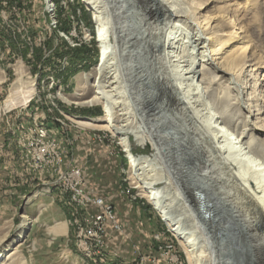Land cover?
<instances>
[{"label": "rangeland", "instance_id": "rangeland-1", "mask_svg": "<svg viewBox=\"0 0 264 264\" xmlns=\"http://www.w3.org/2000/svg\"><path fill=\"white\" fill-rule=\"evenodd\" d=\"M55 1L57 29L50 26L52 19L45 13L44 0H0V74L4 71L6 75L5 81H0V236L5 232L9 236L4 248H0V264L19 263L13 256L15 254H12L16 247V255L21 253L26 264H190L178 237L146 193L137 186L138 182L132 176V159L121 143L122 133L126 130L130 139V152L135 156V161L145 155L154 158V163L161 164L152 144H141L134 136L135 126L141 123V109H146L143 103L133 98L128 90H125L123 97L120 96L119 103H114L116 123L131 119V123L119 134L111 128L79 124V119L103 118L101 102L80 103L83 100L68 101L65 98H89L96 89L90 82V86L77 90V78L85 75L92 80L99 76L94 68L99 64L102 53L97 41L100 26L95 20L96 12L84 0H65L67 4L63 6L60 3L62 0ZM119 1L95 0L97 12L103 10L104 15L113 23L112 9ZM142 1L122 0L118 4L120 10L128 13L127 28L132 31L123 34V42L117 50L118 57L122 55L119 61L101 71V84L116 79L112 83L115 88L118 85L127 88L126 78L133 79V71L135 82L144 80L143 76L136 73L146 67L150 58L141 30L139 33L140 27L143 29V24H140L141 12L144 10ZM177 1L182 3L183 0ZM184 3L199 17L210 14L218 18L228 8H232V18L238 19L239 25L245 13L243 7L246 10L248 8L242 24L246 27L248 25L247 35L252 40L253 48L248 49L247 53L254 60L250 61L249 58L241 77L242 86L246 85L244 96L253 106L252 113L248 114L238 102V92L231 87L233 84L228 80L229 75L219 77L222 74L220 70L208 61L205 62L206 70L218 83L208 90L200 79L198 82L202 86L205 100L213 106L212 111L221 117V121L224 120L229 130L233 133L237 130L241 135L244 127L259 124L262 129L253 131V137L255 140H264V0H260L254 8H249L250 4H246V0H236V4L234 0H184ZM193 33L189 32L188 36L192 37ZM181 39L182 35L178 38L180 41L176 42L180 45L179 50L189 45L187 37ZM130 40H134L132 47ZM137 47L142 51L141 54L135 49ZM80 49H85L81 59L75 57V52ZM110 49L111 46L108 52ZM254 63H259L255 66L258 70H251ZM19 66L22 69L25 66L24 74L35 79L34 92L27 104L7 109L5 99L16 81ZM196 67L202 69L201 61H196ZM218 85H221L226 96L223 102L217 96ZM55 92L63 95L54 96ZM143 101L144 104L149 103L145 98ZM159 103L158 111H155L159 126H166L160 128L159 132L165 134L164 148L167 157H170L168 161L174 155L175 164L181 157L176 147L172 146L178 136L172 133L170 124H166L165 120L169 122L172 117L167 115V110ZM226 106L231 108L225 121L223 107ZM129 115L132 117L128 119ZM36 131L43 133L35 134ZM246 138L247 142L250 136ZM34 139L38 146L47 148L49 158L46 153H39L38 148L34 149ZM63 158H66L65 163ZM181 164L180 160L178 166L182 167ZM184 165L186 169L188 166ZM77 166L81 171L79 179L73 173L75 169L78 170ZM60 168L67 173V184L56 180L60 176ZM146 172L143 173L145 177ZM147 173L152 174V171ZM163 185L165 183L158 184ZM81 189L88 194L90 202L82 200L81 192L78 193ZM51 197L54 201L52 203ZM59 197H63L65 205L72 209L71 214L61 215L64 211L63 202L55 199ZM106 202L112 204L110 209L118 214L123 228L119 232L108 229L102 242L91 244L90 237L85 236V229L91 215L95 216L97 207L103 210L102 205ZM23 215L30 217L31 221L23 237H20ZM58 223L65 224L64 231H54ZM226 228L222 236L215 235L217 245L213 248L214 259L219 262L229 260L228 263L231 261L233 264H256L253 248L245 241L241 245L235 240L242 247L238 254H230V258L224 242L229 241L231 245L235 242L232 243L230 239L232 233L226 236ZM204 260L209 263L208 258Z\"/></svg>", "mask_w": 264, "mask_h": 264}, {"label": "bare ground", "instance_id": "bare-ground-1", "mask_svg": "<svg viewBox=\"0 0 264 264\" xmlns=\"http://www.w3.org/2000/svg\"><path fill=\"white\" fill-rule=\"evenodd\" d=\"M44 1L45 13L52 19L50 26L57 29L55 20L57 1ZM121 1L117 2L114 5L115 8L112 9V23L104 15L103 10L100 9V12H97L98 7L95 0H84L91 7L90 9L94 13L96 12L95 20L100 26L97 41L102 53L99 64L94 68L99 76L93 77L91 80L85 75L82 77L78 75L77 90L80 91L81 88L90 86V82L96 87L89 98H65L68 101L83 100L80 103L101 102L104 108V117L79 119V124L107 127L116 133H122L124 127L131 123L129 118L132 116L127 117L129 120H122L125 122L116 123L114 103H119L120 96L126 92L125 90H128L133 98L135 97L143 103L146 108L141 109V123L137 120L139 123L133 131L134 136L141 144H152L156 149L155 156L161 162L160 165L154 163V158L145 155L135 161V156L130 152L129 135L125 130V133H122L124 135L121 136V143L132 159V176L137 180L139 184L137 186H140L146 193L148 199L159 210L161 216L180 240L190 264H207L205 258H208V264H233L231 261L228 263L229 260L219 262L215 260L216 258L214 259L213 248H216L217 245L215 235L222 236L226 227L228 230L226 236L232 233L230 237L232 243L235 240L241 245L243 241L248 242L253 248L256 264H264V140L259 138L255 140L253 137V131L260 130L262 127L259 124L251 127L246 126L242 129L241 135L237 130L233 133L224 124V120L221 121V117L219 118L212 111L213 106L211 107L205 100L202 86L198 82L200 79L202 83L206 84L208 90L212 88L213 84L218 83L211 78L210 73L206 70L205 62L208 61L209 64L220 70L222 74L219 77L224 78L226 74L229 75L228 80L233 84L231 87L238 92V102L245 107L248 114L252 113L253 106L244 96L246 85L242 86L241 77L244 74V65L251 59L247 51L253 48L252 40L247 35L248 25L246 27L242 24L248 14V8L246 10L243 7L245 13L239 25L238 19L232 18V8H228L223 15L219 14L218 18L210 16V14L199 17L184 3V0L182 3L177 0H143L144 10L141 12L140 23L143 24V29L141 27L138 29L139 33L141 30L142 40L148 49L147 56L150 58L148 64L145 63L146 67H142L136 73L143 76L144 80L135 82L133 71V79L126 78L127 88L119 85L115 88L112 83L116 79L114 81L109 79L106 84H101L100 79L101 71L109 69L115 61H119L122 57V55L118 57L117 50L123 42V34L132 31L127 28L128 13L118 7ZM234 1L236 4V0ZM259 1L246 0V4H250L249 8H254L259 4ZM60 3L63 6L65 3L67 4V1L62 0ZM172 25L173 28H171ZM191 31L194 33L192 37H189L188 33ZM181 35L183 40L184 37L188 38L189 45H184L185 49L179 50L180 45L176 42L180 41L178 38ZM133 41L130 40V47H132ZM109 45L111 46L110 52H108ZM135 49L139 50L138 47ZM252 60L254 58L250 61ZM196 61H201L202 69H197ZM19 62L21 61L19 60ZM258 64L254 63L251 70H258L255 68ZM17 69L16 81L5 99L7 109L27 104L34 92L35 79L24 74L25 66L23 69L21 66ZM5 76L2 71L0 81L4 82ZM77 94L81 95L80 92ZM217 96L220 102L225 100L226 96L222 92L221 85H218ZM144 98L149 103L144 104ZM158 103L167 110V115L172 117L169 122L167 119L165 121L166 124H170L172 133L178 136L172 145L174 148L176 147L179 152L177 154L181 156L175 163L177 166L173 163L176 160L175 156H171L173 159L168 161L170 157H167L165 153V134L159 130L166 126L164 124L163 127L159 126V119L155 112L158 111ZM135 108L138 110L137 106ZM230 108V106L223 107L225 121L226 115L230 113ZM128 111L126 112L129 113ZM126 112L122 114L126 115ZM166 113L162 112V114ZM134 115L133 117H135ZM248 135L250 139L249 142H246ZM173 138L175 137L173 136ZM168 143H170L169 140ZM33 145L34 149L38 148L41 153V145L38 146L35 139ZM65 159L63 158L64 163ZM180 160L182 167L178 166ZM166 161L168 163H165ZM184 164L188 166L186 169ZM146 170H148L147 172L152 171V174L148 175ZM145 172L146 177L143 175ZM63 173L60 170V174L63 175ZM159 183H165V185L158 186ZM23 218L20 237H23V232L28 229L31 221L27 215H23ZM94 220L95 216L91 215L90 223L84 233L86 237H90L91 244H98L97 233L93 232ZM223 223L226 227L223 226ZM65 228L64 223H58L54 227V231L61 232ZM8 237V232L0 236V248H4ZM224 244L229 255L234 252L238 254L242 247L237 242L233 245L229 244V241ZM17 252L16 247L12 254H15L13 256L19 262L17 264H26V259L20 256V252V255L17 256ZM230 258L232 259V256Z\"/></svg>", "mask_w": 264, "mask_h": 264}, {"label": "built area", "instance_id": "built-area-1", "mask_svg": "<svg viewBox=\"0 0 264 264\" xmlns=\"http://www.w3.org/2000/svg\"><path fill=\"white\" fill-rule=\"evenodd\" d=\"M66 4V3H65ZM64 4V5H65ZM49 29H50V26H49ZM75 34V32H74ZM54 38V42H53V45L55 43V37ZM83 38H85L84 36V33H83ZM52 88V87H51ZM63 94H57L56 92L54 93V96H62ZM38 133H43V132H35V134H38ZM41 153H46V156L49 158V155H48V152H47V148L44 147L43 145H41ZM50 161V160H49ZM64 163V162H63ZM39 164V163H37ZM42 169H47V167H42ZM61 171L62 168H60ZM76 170V169H75ZM74 170V176L77 177V179H79V176H80V168H78V170L75 171ZM64 172V171H63ZM67 177V173H63V175L60 174L59 177H57L56 180H59L60 181H67L66 179ZM75 180V179H74ZM81 194H82V200H85L86 203L87 202H90V198L88 197V194L84 193L82 191V189L80 190ZM111 202V201H110ZM110 202H106V203H103L102 206H104V209H98L97 207V211L95 213V220H94V233H97V242H102L103 241V238H104V235H106L107 233V230L109 229H112V230H116V231H121L123 226H122V222L120 221L119 217H118V214H116V212H113L110 207Z\"/></svg>", "mask_w": 264, "mask_h": 264}, {"label": "crops", "instance_id": "crops-1", "mask_svg": "<svg viewBox=\"0 0 264 264\" xmlns=\"http://www.w3.org/2000/svg\"><path fill=\"white\" fill-rule=\"evenodd\" d=\"M80 144H81V143H80ZM78 153H79L78 155H79V157H80V155H81V154H80V151H78ZM81 160H82V159H80V161H81ZM55 192H56V191H54V193H55ZM55 199H56L58 202H63V205H62V206L64 207V211L61 212V215H62V216H64L62 213H65V216H66V214H68V215H69V213L71 214V210H72V209H69V207H67V206L65 205V200L63 199V197H59V198H55ZM52 202H54V201H53V198L51 197V201H50V203H52ZM65 206H66V207H65Z\"/></svg>", "mask_w": 264, "mask_h": 264}, {"label": "trees", "instance_id": "trees-1", "mask_svg": "<svg viewBox=\"0 0 264 264\" xmlns=\"http://www.w3.org/2000/svg\"><path fill=\"white\" fill-rule=\"evenodd\" d=\"M90 17H88V19H89ZM84 51H85V49H83V50H77L76 52H75V57L76 58H82L83 57V53H84ZM97 113V112H96Z\"/></svg>", "mask_w": 264, "mask_h": 264}]
</instances>
